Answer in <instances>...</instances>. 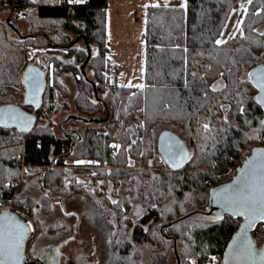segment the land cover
Segmentation results:
<instances>
[{"label":"trees","instance_id":"16d2710c","mask_svg":"<svg viewBox=\"0 0 264 264\" xmlns=\"http://www.w3.org/2000/svg\"><path fill=\"white\" fill-rule=\"evenodd\" d=\"M14 1L21 10L5 7L0 21V94L15 90L19 80L24 94L21 75L29 64L43 65L45 87L32 108L38 121L31 131L0 124V210L13 203L32 213V197L14 194L35 178L47 210L51 196L79 194L92 205L95 218L88 221L108 245L105 264H170L172 257L175 264H222L242 217L204 211L210 188L238 170L247 154L242 149L252 142L264 148V109L250 77L251 68L264 63V0L248 2L238 29L221 44L216 41L240 0L148 5L142 88L111 76L106 0L77 4L72 12L59 0L0 5ZM18 18L27 24L24 34L9 26ZM68 72L77 87V117L87 122L75 138L53 130L52 116L69 105L57 100V91L68 95L60 79ZM163 129L176 132L189 148L178 169L157 151ZM83 159L97 165L68 163ZM252 235L264 246V220Z\"/></svg>","mask_w":264,"mask_h":264},{"label":"rangeland","instance_id":"374dc122","mask_svg":"<svg viewBox=\"0 0 264 264\" xmlns=\"http://www.w3.org/2000/svg\"><path fill=\"white\" fill-rule=\"evenodd\" d=\"M247 4L248 0H240L238 5L232 9L217 40L224 41L229 34H232L238 29ZM5 7L6 4L0 5V21L7 15L4 11L6 9ZM13 22L19 30V33H26L27 24L22 18L15 19ZM5 26L8 34L15 36L9 31L8 25ZM40 66L43 67V65ZM111 76L113 77L112 73ZM60 79L68 88V95L63 96L60 91H57V100L60 103L66 101L69 105L68 108L62 109L52 116L54 122L53 130L58 136H63L65 133H68L71 137L75 138L82 133L87 122L78 119L77 111L73 106V97L76 94L77 87L72 73L62 74ZM20 84L21 81L19 80L15 90L10 89L8 90L9 93L0 94V105L8 102L23 105V88ZM258 147H262V145H259V142L249 143L242 149L241 155L243 156ZM80 161L83 163H78L73 160H69L68 163H75V165L82 168H93L97 165V161L87 159ZM25 174L23 173V177H25ZM14 195L20 199L29 196L34 201L32 213H29L27 208H19L13 203L1 209H16L32 224L33 235L27 243V254L30 258L40 253L41 249L48 244L55 249L56 256H60L59 264H105L108 245L103 239L100 229L88 221L89 216L92 219L95 218L94 210L91 204H86L82 200L81 195L72 194L67 197L51 196L49 209L47 210L42 206V192L35 178L26 180L21 190L17 191ZM60 222L65 224L66 229L47 230V227L55 226ZM217 258L218 256H214L213 261ZM170 264H175L173 257L171 258Z\"/></svg>","mask_w":264,"mask_h":264},{"label":"water","instance_id":"95a60500","mask_svg":"<svg viewBox=\"0 0 264 264\" xmlns=\"http://www.w3.org/2000/svg\"><path fill=\"white\" fill-rule=\"evenodd\" d=\"M9 26L15 32H19L16 25L8 21ZM250 77L252 82L257 88V99L264 96L260 88L257 87V82L264 80V63L254 65L250 70ZM21 79L25 86L23 94V105L17 103H3L0 105V124L6 127L18 128L23 131H31L36 124L37 114L32 108L37 107L41 102L42 93L45 87V71L38 65H26L22 70ZM36 82L39 83V87H36ZM264 109V103H260ZM80 119V118H78ZM85 121V120H84ZM156 148L164 162L172 169H178L186 164L189 159V148L182 137L176 132L170 129L161 130L156 139ZM181 162L180 166L173 167L172 165L177 162ZM252 161V166L257 165L260 162H264V148L258 147L252 149L244 156L236 173L227 181L214 185L210 188L208 193V210L204 211L205 214L220 215L222 213L236 216L232 207L225 203V193L223 190L228 189L231 192L232 188L236 187L237 178L242 176L244 172L249 171L248 162ZM140 212V206L135 207V213ZM236 230L230 236L222 257V264H264L259 258V253L264 251L263 245H256L254 237L252 235V228L256 222L261 221L258 217H250L248 219L243 215ZM13 222L19 223L27 227L31 226L29 220L23 216L18 210L10 208L6 210H0V226L8 225ZM251 222V225L249 226ZM246 232V236H245ZM32 235L31 230L27 231L22 242L21 259L18 264H25L23 261L26 255V246L29 238ZM242 237L245 240V244L241 243ZM250 242L252 246L254 257L250 260H229L226 259L229 252L233 251V246L239 245L241 250L245 247L246 243ZM176 264H179L177 259Z\"/></svg>","mask_w":264,"mask_h":264},{"label":"crops","instance_id":"0c3cea01","mask_svg":"<svg viewBox=\"0 0 264 264\" xmlns=\"http://www.w3.org/2000/svg\"><path fill=\"white\" fill-rule=\"evenodd\" d=\"M179 5L186 0H106L105 41L118 84L144 85L146 5Z\"/></svg>","mask_w":264,"mask_h":264},{"label":"snow or ice","instance_id":"6c2138e0","mask_svg":"<svg viewBox=\"0 0 264 264\" xmlns=\"http://www.w3.org/2000/svg\"><path fill=\"white\" fill-rule=\"evenodd\" d=\"M76 2H82V0H76ZM248 2L251 3V0H248ZM159 6V4L152 5V7ZM164 6L167 7V3H165ZM145 7H147V5ZM216 43L221 44L224 43V41L217 40ZM36 87H39L38 82H36ZM136 87L142 88L143 85H136ZM257 87H259L261 92L264 93V80L258 81ZM258 103H264V96L258 98ZM204 128L207 130L208 125L205 124ZM113 147L119 149L120 145H113ZM78 163L83 162L80 161ZM180 163L181 162L178 161L172 166L178 167L180 166ZM248 167L249 171L244 172L242 176L237 178V181L235 182L236 187L232 188L231 192H229L227 188L223 190L227 193L225 196V203L233 208L235 214L243 215L246 219L255 216L264 220V162L252 166V161H249ZM112 202L114 204L117 203L116 201ZM250 225L251 222L249 226ZM29 230H31L30 225L25 227L16 222L0 226V264H18L21 259L22 242L25 233ZM241 243L245 244L243 237ZM254 255L251 243L247 242L243 251L239 245L233 246V251L229 252L226 259L250 260ZM259 258L264 262V251L259 253Z\"/></svg>","mask_w":264,"mask_h":264},{"label":"flooded vegetation","instance_id":"af4514ba","mask_svg":"<svg viewBox=\"0 0 264 264\" xmlns=\"http://www.w3.org/2000/svg\"><path fill=\"white\" fill-rule=\"evenodd\" d=\"M56 226H58L57 229H66L65 224L62 222L56 224L55 227ZM31 227H32V224H31ZM32 229H33V227H32ZM59 258H60V256H56L55 249L50 247L48 244H46V247H43V249H41V252L36 254L33 258H30L28 256L27 246H26V255H25L23 261H25V264H59Z\"/></svg>","mask_w":264,"mask_h":264},{"label":"built area","instance_id":"2783aa9c","mask_svg":"<svg viewBox=\"0 0 264 264\" xmlns=\"http://www.w3.org/2000/svg\"><path fill=\"white\" fill-rule=\"evenodd\" d=\"M89 0H82V2H76V0H59V4L64 5L65 7H67L69 12H72L74 9V6L77 4H88ZM8 8H12V9H16V11L21 10V8L19 7V5H16V2H9V4H7Z\"/></svg>","mask_w":264,"mask_h":264}]
</instances>
